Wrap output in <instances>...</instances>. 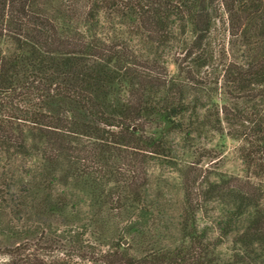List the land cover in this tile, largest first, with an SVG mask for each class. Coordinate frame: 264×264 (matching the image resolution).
I'll return each mask as SVG.
<instances>
[{
    "label": "trees",
    "instance_id": "trees-1",
    "mask_svg": "<svg viewBox=\"0 0 264 264\" xmlns=\"http://www.w3.org/2000/svg\"><path fill=\"white\" fill-rule=\"evenodd\" d=\"M211 130L245 175L199 182L181 165L167 244L148 167L178 168L172 136ZM0 150L23 162L2 175L0 233L17 242L0 264H216L223 249L264 264V0H0ZM114 160L127 182L101 166ZM203 199L225 203L216 225H199Z\"/></svg>",
    "mask_w": 264,
    "mask_h": 264
},
{
    "label": "rangeland",
    "instance_id": "rangeland-1",
    "mask_svg": "<svg viewBox=\"0 0 264 264\" xmlns=\"http://www.w3.org/2000/svg\"><path fill=\"white\" fill-rule=\"evenodd\" d=\"M219 7V12H216L215 15L220 19L218 28L214 31L216 34L220 33V36L224 33L223 27V7L221 4H217ZM217 8V7H216ZM178 33L180 35L181 32ZM190 34H188L189 36ZM167 52L166 56H171ZM210 89H214V93L217 94V89L215 86H210ZM219 92V90H218ZM219 95V94H218ZM212 131V130H211ZM207 131L201 137H196V143L194 146L187 143L186 139H184L183 135H173L172 140L174 141L175 149L177 150V155L179 162L181 163L178 168L161 164L157 162H153L148 167V183H149V192L152 198L157 197L159 203H163L166 205L169 211V217L166 220L160 221V226L165 228H170V230L165 235V243L173 244V242H177L180 239V232L178 229L181 220L183 219L180 214L184 210L183 201H184V188H183V175L180 167L182 165L183 169L190 170V167H195L197 170L198 181L209 179L214 181L218 178L220 173H226L228 175L233 174L237 176H244L245 173L242 171V163L236 151L237 142L227 138L225 133H219L214 131ZM206 146L208 149H212L214 154H218V158L214 159L213 157L206 156L205 152H202V147ZM204 150V149H203ZM0 155H5L4 151L0 150ZM23 162L20 159L9 160L6 158H2L0 160V189L4 184V179L2 175L5 173L12 174L15 170H20ZM95 170L99 171V167L97 164L93 165ZM104 166L106 169H110L113 171L125 172L126 174V182L131 178L132 170L129 166L119 160H114L112 162L107 163ZM9 169V170H8ZM192 175V174H190ZM87 198V197H86ZM201 199V198H199ZM203 211L200 213L201 219L199 221V225H216V221L224 217L223 209H225V203L217 202L216 200L210 202H204L203 199ZM89 209V199L87 203L84 204V210ZM122 225H109L108 235L111 236L115 233H118V227ZM108 236V237H109ZM93 239V238H92ZM127 241V243H125ZM124 241V245H128L129 241L126 239ZM17 240L14 237H9L8 235L0 233V246L8 247L15 246ZM228 247V244H225L220 249ZM103 248H107V246H103ZM222 251L218 261L216 264H225L223 258L225 257L224 251Z\"/></svg>",
    "mask_w": 264,
    "mask_h": 264
},
{
    "label": "water",
    "instance_id": "water-1",
    "mask_svg": "<svg viewBox=\"0 0 264 264\" xmlns=\"http://www.w3.org/2000/svg\"><path fill=\"white\" fill-rule=\"evenodd\" d=\"M125 243H127V241H125Z\"/></svg>",
    "mask_w": 264,
    "mask_h": 264
}]
</instances>
